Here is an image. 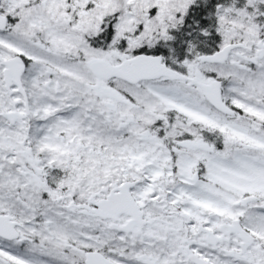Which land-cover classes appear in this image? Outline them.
<instances>
[{
  "label": "snow or ice",
  "instance_id": "snow-or-ice-1",
  "mask_svg": "<svg viewBox=\"0 0 264 264\" xmlns=\"http://www.w3.org/2000/svg\"><path fill=\"white\" fill-rule=\"evenodd\" d=\"M0 264H264V0H0Z\"/></svg>",
  "mask_w": 264,
  "mask_h": 264
}]
</instances>
